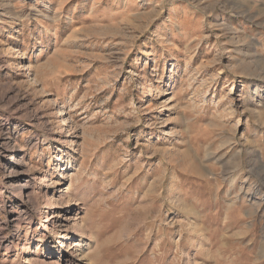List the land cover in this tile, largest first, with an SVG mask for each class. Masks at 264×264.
I'll return each instance as SVG.
<instances>
[{
    "label": "rangeland",
    "instance_id": "1",
    "mask_svg": "<svg viewBox=\"0 0 264 264\" xmlns=\"http://www.w3.org/2000/svg\"><path fill=\"white\" fill-rule=\"evenodd\" d=\"M0 264H264V0H0Z\"/></svg>",
    "mask_w": 264,
    "mask_h": 264
},
{
    "label": "bare ground",
    "instance_id": "2",
    "mask_svg": "<svg viewBox=\"0 0 264 264\" xmlns=\"http://www.w3.org/2000/svg\"><path fill=\"white\" fill-rule=\"evenodd\" d=\"M240 156V155H239ZM84 230H85V228H84Z\"/></svg>",
    "mask_w": 264,
    "mask_h": 264
}]
</instances>
